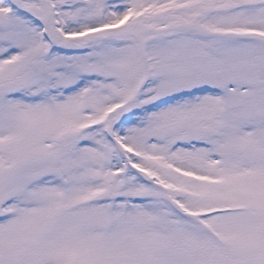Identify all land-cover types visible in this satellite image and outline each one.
I'll return each mask as SVG.
<instances>
[{
	"label": "rangeland",
	"instance_id": "1",
	"mask_svg": "<svg viewBox=\"0 0 264 264\" xmlns=\"http://www.w3.org/2000/svg\"><path fill=\"white\" fill-rule=\"evenodd\" d=\"M5 4L0 99L103 93L0 118V264H264V0Z\"/></svg>",
	"mask_w": 264,
	"mask_h": 264
},
{
	"label": "bare ground",
	"instance_id": "2",
	"mask_svg": "<svg viewBox=\"0 0 264 264\" xmlns=\"http://www.w3.org/2000/svg\"><path fill=\"white\" fill-rule=\"evenodd\" d=\"M8 10H9V7L7 8V5L5 4V0H0V13L2 11L4 13H6ZM11 15H18V14H16L14 11H12ZM78 22L79 23L83 22V19L79 18ZM16 24L19 26L18 28L20 29L21 32H22V30H24L26 28V27H23V25L21 23H16ZM75 24H77V22H76V20H73V21L69 22L66 26L61 25V27H63V29H65V27H68V30H69L70 27L75 25ZM30 27H31V29H37L36 26H30ZM18 28H16V27L13 28V26H10V25H7L5 27V29L9 33H13L14 31L16 32V30ZM58 35H59V33H57L56 36H58ZM16 37L17 36H15V38ZM20 37H21V39L19 41H21L24 44L23 45L21 43L22 46L24 48H26V50H27V47L33 51L39 50L40 42L32 41L30 36L25 35V34H21ZM27 38H30V40ZM6 39L7 38L0 37V41H5V42H0V48L3 47L2 48L3 50L0 51V65L3 67L8 63V59L11 57V54L9 55V51L12 52V50L14 49L11 47H19L16 45H11L7 49H5L7 43L9 42V41L6 42ZM26 40H29V44L24 43ZM44 45H45V43L43 44V48H44ZM51 45L52 44L48 45L49 48L51 47ZM9 48H10V50H9ZM41 52L42 51L40 50V53ZM93 80L94 81L90 82L88 80L82 79L83 83L87 86V88L84 84L79 85L78 87H75L73 90L65 93L64 97H62L63 100L60 99L61 97L60 98H58V97L52 98L50 94H49L50 98H46V94H47L46 91L39 93L40 95L36 98V100L34 102H33L34 99L31 97H29V100H22L19 98H2V99H0V114H1L0 118H7V116H9V122L11 124V127L13 128L14 122H16L18 120L24 121L23 123L26 125L27 123H30V122L34 123V121H36L38 123H42L46 120L56 119L59 115H67L70 111H74V113L76 115L77 114L86 115L84 113L87 111V110L85 111L86 106H85V109L83 110L82 104L84 102L86 103L91 97H93V95L95 96L96 92L99 94V96L103 93V91L101 89H99L100 82L96 79H93ZM90 84H94V85L89 86ZM48 91H50L51 94H54V95L57 94V92L55 90H51V88ZM83 94H87V95L85 97H83L82 96ZM76 96H78V99H75ZM205 96L212 97L209 94H206ZM181 99H184L185 101H187V96H182V97H179L178 95L174 96V97L170 98L168 101H166L163 105L161 104L159 106L160 107L159 110H163V111L170 110V108L173 107L174 105H177L179 100H181ZM41 115L43 117H41ZM68 115H70V114H68ZM44 116H46L47 118ZM46 126H48L47 123H46ZM20 136L22 137V134H20ZM24 139L26 140V137ZM34 139H35V137H34ZM180 150L182 152L183 149L181 148ZM182 156H185L184 153H182ZM33 157H35V159L38 161L40 160V158L46 160L44 155L42 157H40V155L39 156H33ZM262 163H263V165H261V167L256 170V172H258L260 174V176L262 175V173L264 174V161H262ZM42 192H43V190H42ZM52 194H54V192ZM146 213L148 215L146 218L147 223H149V220L153 219V218L158 222H160L161 219L163 218L161 210H159V209L155 210L154 213H151V214L149 212H146ZM67 216H70V214L68 213ZM69 219H70L69 223H71L72 219L71 218H69ZM103 256L106 258V254H104Z\"/></svg>",
	"mask_w": 264,
	"mask_h": 264
}]
</instances>
